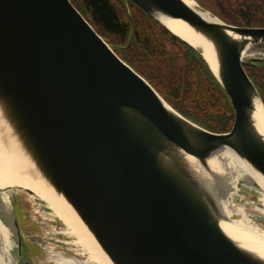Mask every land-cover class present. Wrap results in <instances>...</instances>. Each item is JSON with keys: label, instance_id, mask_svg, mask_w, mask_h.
<instances>
[{"label": "water", "instance_id": "95a60500", "mask_svg": "<svg viewBox=\"0 0 264 264\" xmlns=\"http://www.w3.org/2000/svg\"><path fill=\"white\" fill-rule=\"evenodd\" d=\"M129 1L201 57L231 101L232 128L213 132L178 112L71 0H0V135L113 264H264L222 228L219 197L230 201L236 187L209 166L229 148L264 177V134L254 119L264 101L245 69L264 60V27L203 16L204 8L184 0ZM168 20L207 45L178 35ZM237 185V197L244 187L260 193L253 181ZM1 205L23 262L15 205Z\"/></svg>", "mask_w": 264, "mask_h": 264}, {"label": "trees", "instance_id": "16d2710c", "mask_svg": "<svg viewBox=\"0 0 264 264\" xmlns=\"http://www.w3.org/2000/svg\"><path fill=\"white\" fill-rule=\"evenodd\" d=\"M114 51L178 112L213 132H228L234 108L201 57L129 0H71ZM254 26L264 27V4ZM229 19L230 11H220ZM235 17L231 22H237ZM248 21L249 18H245ZM245 69L264 91V60Z\"/></svg>", "mask_w": 264, "mask_h": 264}, {"label": "bare ground", "instance_id": "6f19581e", "mask_svg": "<svg viewBox=\"0 0 264 264\" xmlns=\"http://www.w3.org/2000/svg\"><path fill=\"white\" fill-rule=\"evenodd\" d=\"M184 1L192 6H198L195 0ZM200 12L203 16L213 17L208 10H201ZM165 22L178 35L189 37L191 40L195 39L200 44L207 45L206 39L197 35L185 23L177 20ZM254 119L260 131L264 134V108L260 101L256 103ZM7 140H11L7 138V134L0 135V211L2 212L1 204L10 206L13 193L21 191L17 190L18 188L30 189L33 192V197L63 223L67 229L66 233L76 238L74 245L81 247L82 251L89 256V260L97 264H113L70 205L45 183L31 162L18 150L17 146L12 141ZM209 166L217 178L227 180L233 190L236 187L230 193V201L219 197L222 211L227 217L221 222L222 228L244 247L264 257V223L260 226L255 222L253 223L251 218L255 219L257 216L264 219V208H256L253 213L246 210L247 204L244 206L234 203V200L232 201V199L237 198L238 181L246 179L257 185V189L260 191L259 194L262 195L260 200L264 206V177L229 148H225L212 156L209 160ZM217 194L219 193L216 192ZM234 215H240L242 218L234 219ZM4 217L7 220L5 215ZM5 219L0 215V264H22V259H18L16 235ZM53 258L57 264H88L74 256Z\"/></svg>", "mask_w": 264, "mask_h": 264}, {"label": "rangeland", "instance_id": "374dc122", "mask_svg": "<svg viewBox=\"0 0 264 264\" xmlns=\"http://www.w3.org/2000/svg\"><path fill=\"white\" fill-rule=\"evenodd\" d=\"M197 4L201 5L198 1ZM261 197V194H255V192L249 191L248 188L244 187L241 194L237 198L232 199V201L234 200V203H239L244 206L247 204L246 210L254 213L253 210H255V207L262 203L260 200ZM18 200L22 202L25 215L29 217V220L33 221V226L36 228L34 231L32 228L24 230V241L32 238L37 239L39 245L44 248L39 258L42 263H56L53 257L73 256L75 251L76 253L87 255L82 251L81 247L74 245L76 238L66 233L67 229L63 223L58 218L54 217L53 214L31 194L23 191H15L11 199L12 204L15 205ZM233 218L238 220L242 217L240 215H234ZM251 218L253 219V223L255 222L260 226L263 225V222L257 219V217H255V219L253 217Z\"/></svg>", "mask_w": 264, "mask_h": 264}, {"label": "flooded vegetation", "instance_id": "af4514ba", "mask_svg": "<svg viewBox=\"0 0 264 264\" xmlns=\"http://www.w3.org/2000/svg\"><path fill=\"white\" fill-rule=\"evenodd\" d=\"M197 1L201 4L199 6L208 10L209 12L211 11L216 17L221 19L223 22L240 27H256L254 26L256 22L254 21V19H252L255 18L256 16L254 15L255 13L254 11L256 9L261 10L262 9L261 6L264 4V0H196V2ZM220 11H230L229 19L223 18L220 15ZM237 16L238 18L241 19L240 20L237 19V22L235 23L230 21L231 18H235ZM246 16L247 18H249L248 21H245ZM263 87H264V83H263ZM257 89L264 101V91H260L259 87H257ZM15 208L17 211L19 224L23 233L24 230L31 228L34 231L36 228L33 226V221L29 220V217L25 215L22 202L18 200L15 204ZM24 244H25L24 249L22 250L23 260H24L23 262L26 261L27 264H44L39 259L44 248H42L41 245H39L37 239L36 238L27 239L24 241ZM73 256L81 259V261L87 262L88 264H96L93 263L91 260H89V257L83 253L80 254V253H76L75 251L73 253ZM51 264H57V263H51Z\"/></svg>", "mask_w": 264, "mask_h": 264}]
</instances>
